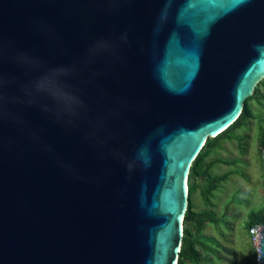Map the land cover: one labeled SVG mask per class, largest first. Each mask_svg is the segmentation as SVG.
Wrapping results in <instances>:
<instances>
[{"label": "water", "instance_id": "obj_1", "mask_svg": "<svg viewBox=\"0 0 264 264\" xmlns=\"http://www.w3.org/2000/svg\"><path fill=\"white\" fill-rule=\"evenodd\" d=\"M58 67L81 106L32 88ZM263 80L264 0H0V264H177L192 163Z\"/></svg>", "mask_w": 264, "mask_h": 264}, {"label": "rangeland", "instance_id": "obj_2", "mask_svg": "<svg viewBox=\"0 0 264 264\" xmlns=\"http://www.w3.org/2000/svg\"><path fill=\"white\" fill-rule=\"evenodd\" d=\"M249 104L254 118L235 131L233 138L222 140L206 159V162L215 159L231 162V165L216 163L211 170L213 175L228 171L234 174L214 192L210 199L213 207L204 203L199 191L192 196L194 211L210 210L221 219L217 225L207 224L200 234L217 250L213 260H203L202 264H246L252 256L254 246L245 225L248 215L264 206L261 148L258 145L260 125L264 126V102L251 100ZM238 137L243 138V150L238 145ZM199 184H202L201 180Z\"/></svg>", "mask_w": 264, "mask_h": 264}, {"label": "trees", "instance_id": "obj_3", "mask_svg": "<svg viewBox=\"0 0 264 264\" xmlns=\"http://www.w3.org/2000/svg\"><path fill=\"white\" fill-rule=\"evenodd\" d=\"M261 90H264V81H261L256 87L253 95L245 100L243 110L238 119L221 134L215 138L207 140L204 147L192 163L188 176L189 201L183 221L184 233L177 264H202L204 261L213 260L214 256H217L216 248L211 247L210 243L203 239L200 234L207 224L217 225L220 223L221 219H218L210 210H204L201 212L194 211L192 196L199 191L200 197L204 203L209 207H213L210 199L214 196V192L222 183L226 182L234 172L228 171L224 172L222 175H213L211 170L216 163L229 165L231 162L222 159H215L206 162V159L209 157L212 150L219 146L218 144L222 140L233 138V133L235 131L245 127L248 121L254 118L249 102L255 100L262 104V102H264V93H261ZM238 141L240 149L243 150V143H241L243 138L238 137ZM258 145L260 146V152L262 153V149L264 148L263 125H260ZM199 180L202 181V184H199ZM263 224L264 206L257 211H252L248 215L245 230L248 233L252 226ZM251 252L252 256L246 264H257L256 249L253 248Z\"/></svg>", "mask_w": 264, "mask_h": 264}, {"label": "clouds", "instance_id": "obj_4", "mask_svg": "<svg viewBox=\"0 0 264 264\" xmlns=\"http://www.w3.org/2000/svg\"><path fill=\"white\" fill-rule=\"evenodd\" d=\"M71 69L58 67L42 74L32 83V88L40 94L48 96L58 106L76 108L83 104L80 97L68 83Z\"/></svg>", "mask_w": 264, "mask_h": 264}, {"label": "built area", "instance_id": "obj_5", "mask_svg": "<svg viewBox=\"0 0 264 264\" xmlns=\"http://www.w3.org/2000/svg\"><path fill=\"white\" fill-rule=\"evenodd\" d=\"M263 225L252 226L249 229V231H248V235L250 237V241H251L252 245L254 246V248L256 249V251L258 250V245H259V242H260L261 230L263 228ZM257 264H259V263H257Z\"/></svg>", "mask_w": 264, "mask_h": 264}]
</instances>
